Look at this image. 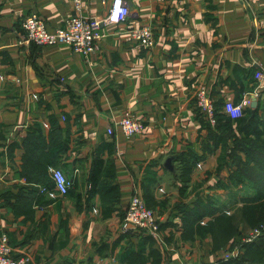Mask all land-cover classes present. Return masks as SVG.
<instances>
[{
  "label": "crops",
  "instance_id": "obj_1",
  "mask_svg": "<svg viewBox=\"0 0 264 264\" xmlns=\"http://www.w3.org/2000/svg\"><path fill=\"white\" fill-rule=\"evenodd\" d=\"M127 2L126 21L102 24L84 57L66 43L21 40L20 17L36 12L54 31L73 14L72 0H0V233L13 256L29 252L35 264H264V238L224 258L230 239L210 232L248 192L225 152L245 132L230 118L225 138L221 106L244 102L264 121V93L255 94L264 0ZM108 5L84 0L82 12ZM145 23L151 49L129 35ZM200 87L213 99V121L197 105ZM124 115L143 122L142 134L123 133L114 121ZM170 155L173 169L164 165ZM50 167L73 179L66 194L39 191L53 182ZM134 189L155 214L159 240L120 231ZM231 220L236 233L252 228L238 208Z\"/></svg>",
  "mask_w": 264,
  "mask_h": 264
},
{
  "label": "built area",
  "instance_id": "obj_2",
  "mask_svg": "<svg viewBox=\"0 0 264 264\" xmlns=\"http://www.w3.org/2000/svg\"><path fill=\"white\" fill-rule=\"evenodd\" d=\"M102 5L109 3L104 14L92 17L85 16L82 12L84 0H72L73 14L64 20L62 26L57 27L54 31H49L46 27L45 20L36 12H31L20 17V25L23 29L21 40L24 43L33 42L36 45H49L54 43H66L75 52L81 53L84 57L92 54L96 50V44L101 39V25L108 23H123L130 15V8L127 0H100ZM129 35L141 43L146 49H151L155 44L154 31L149 24H140L129 29ZM257 88L255 94L264 93V70L257 73ZM197 105L205 111L208 117L213 121L214 104L210 92L205 87L196 90ZM244 102L234 103L226 100L223 104V111L232 119L241 117L244 114ZM123 133L128 137L142 134L144 124L140 119L124 115L117 121ZM107 133H113V126L107 127ZM89 136H93L91 133ZM119 156V153H116ZM77 171V169H75ZM53 185L47 187L40 185L39 191L47 193L50 196L57 194L64 195L73 186V179L68 177L63 170L58 167L49 168ZM263 226L254 228L240 241L232 244L231 250L224 252V258H229L233 254L241 253L243 244L252 242L257 239L263 230ZM158 221L154 212L146 206L144 197L136 190L130 197L128 206L125 210L124 217L120 224L122 233H148L155 239L158 236ZM234 250V251H233ZM233 251V252H231ZM13 248L5 233H0V264H35L32 255L25 252L20 256H13Z\"/></svg>",
  "mask_w": 264,
  "mask_h": 264
},
{
  "label": "trees",
  "instance_id": "obj_3",
  "mask_svg": "<svg viewBox=\"0 0 264 264\" xmlns=\"http://www.w3.org/2000/svg\"><path fill=\"white\" fill-rule=\"evenodd\" d=\"M224 104V102H223ZM223 104L221 110H223ZM223 112V111H222ZM225 114V113H224ZM224 119L223 126L230 129L225 138L232 136L234 133L231 127V117ZM250 115V110H244V114L235 118L239 129L245 132V136H233L235 145L229 146L225 152L227 155V164L231 168V177L236 182H244V188L247 195L239 197L233 205L223 211L220 217H217L210 225V232L215 241H227L230 239L231 246L233 242L240 241L248 232H237V228L233 225L232 215L238 208L241 210L243 220L252 228L264 227V139L261 137L264 133V121L257 116V113ZM262 120V122H261ZM220 124H217L219 126ZM249 127H251L249 129ZM249 130L254 133V137L248 135ZM233 133V134H232ZM257 143V144H256ZM238 150L245 154V159H241ZM53 182H51V186ZM236 228V229H234ZM251 228V229H252ZM259 238H264V228L257 239L252 242L245 243L242 246L241 253L250 246H254Z\"/></svg>",
  "mask_w": 264,
  "mask_h": 264
},
{
  "label": "water",
  "instance_id": "obj_4",
  "mask_svg": "<svg viewBox=\"0 0 264 264\" xmlns=\"http://www.w3.org/2000/svg\"><path fill=\"white\" fill-rule=\"evenodd\" d=\"M174 156H168L165 160V167L169 168V169H173V165H172V160H173Z\"/></svg>",
  "mask_w": 264,
  "mask_h": 264
},
{
  "label": "rangeland",
  "instance_id": "obj_5",
  "mask_svg": "<svg viewBox=\"0 0 264 264\" xmlns=\"http://www.w3.org/2000/svg\"><path fill=\"white\" fill-rule=\"evenodd\" d=\"M252 229H253V228H252ZM252 229H251L250 231H252ZM250 231H249V232H250ZM249 232H248V233H249Z\"/></svg>",
  "mask_w": 264,
  "mask_h": 264
}]
</instances>
